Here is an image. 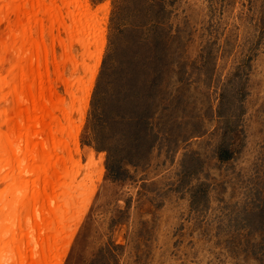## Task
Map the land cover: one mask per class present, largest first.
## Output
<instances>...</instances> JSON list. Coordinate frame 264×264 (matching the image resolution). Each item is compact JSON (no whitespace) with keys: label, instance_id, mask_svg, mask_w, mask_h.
Instances as JSON below:
<instances>
[{"label":"rangeland","instance_id":"1","mask_svg":"<svg viewBox=\"0 0 264 264\" xmlns=\"http://www.w3.org/2000/svg\"><path fill=\"white\" fill-rule=\"evenodd\" d=\"M87 1L92 194L61 264H264V0Z\"/></svg>","mask_w":264,"mask_h":264},{"label":"bare ground","instance_id":"2","mask_svg":"<svg viewBox=\"0 0 264 264\" xmlns=\"http://www.w3.org/2000/svg\"><path fill=\"white\" fill-rule=\"evenodd\" d=\"M106 13L87 0H0V264H61L87 206L77 135Z\"/></svg>","mask_w":264,"mask_h":264}]
</instances>
